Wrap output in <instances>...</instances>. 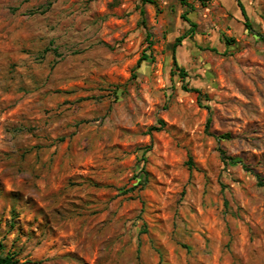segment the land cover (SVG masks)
Returning a JSON list of instances; mask_svg holds the SVG:
<instances>
[{"label":"rangeland","instance_id":"rangeland-1","mask_svg":"<svg viewBox=\"0 0 264 264\" xmlns=\"http://www.w3.org/2000/svg\"><path fill=\"white\" fill-rule=\"evenodd\" d=\"M151 1L0 0V257L264 264V0Z\"/></svg>","mask_w":264,"mask_h":264},{"label":"trees","instance_id":"trees-1","mask_svg":"<svg viewBox=\"0 0 264 264\" xmlns=\"http://www.w3.org/2000/svg\"><path fill=\"white\" fill-rule=\"evenodd\" d=\"M143 3H150V4H154L153 1L151 0H141ZM180 3L185 6V7H188L190 8L191 11H193V7L191 5H189L187 3L186 0H179ZM238 4V6L240 7L241 9V14H242V17H243V20H244V26L246 28L247 31L249 32H253V29H252V25L249 21V18L246 14V11H245V8L242 4V1L241 0H235ZM190 14L189 11L185 12L183 15H182V20L184 21L185 23V26H186V29H185V33L176 39L175 43L173 44V70H172V74L173 75H177L179 76L182 80H185L187 78V73L185 71V69H183L177 62L176 60V57H175V51L177 49L178 46H180V44L187 38H191L194 36L195 34V31H196V24H194L189 18H188V15ZM150 46H151V43L149 44V49H150ZM149 59V57L147 55H143L142 57H140V59L138 60L137 62V65H136V68H139L141 66V64L145 61H147ZM184 91L186 92H194V93H197L199 94V97H198V101L201 102L202 99L200 97V91L198 90H190L188 89L186 86L184 87ZM211 124V112L209 111V116L206 120V127H209ZM155 131H157L158 129H154ZM227 137H221V139H226ZM222 156H224L223 152L220 151ZM225 158V157H223ZM230 164L231 165H237V164H242L241 162H236V161H233V160H230ZM189 166H193L192 164V161L190 160L189 163H188ZM243 168H246L245 166H243ZM247 170V169H245ZM249 172V171H247ZM258 185L260 187H264V184L259 180V183ZM2 248V246L0 245V249ZM0 264H20L19 261L17 259H15L13 256H5V257H0Z\"/></svg>","mask_w":264,"mask_h":264}]
</instances>
